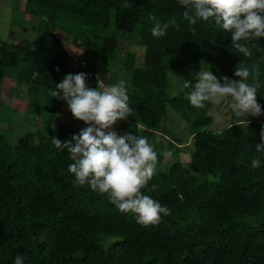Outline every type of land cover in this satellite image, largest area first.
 <instances>
[{"label": "trees", "instance_id": "trees-1", "mask_svg": "<svg viewBox=\"0 0 264 264\" xmlns=\"http://www.w3.org/2000/svg\"><path fill=\"white\" fill-rule=\"evenodd\" d=\"M21 1L27 13L39 17L40 38L0 40V82L13 78L15 103L18 87L27 86L22 114L44 121L15 145L0 128V264H12L16 255L25 256V264H264V167H251L264 114L246 121L231 113V123L213 132L212 105L193 108L186 98L191 87H185L195 81L204 56L218 79L233 78L236 65L246 66L248 81H259L256 98L264 111V38L247 44L252 55L245 57L214 24L198 23L193 36L176 0ZM151 16L175 21L179 31L170 27L166 36L153 37ZM58 30L82 42L90 69L95 62L112 64L119 35L145 46L141 66L137 54L128 53L123 80L134 109L128 118L143 131L126 121L118 134L147 136L155 146L159 162L143 191L168 209L158 224L143 227L106 194L74 186L67 171L72 161L52 139L68 141L82 127L73 116L55 123L42 112L62 115L66 104L52 97L55 84L78 74L69 68V50ZM170 67L184 79L176 94L168 89ZM86 84L96 88L97 79ZM169 106L189 125L194 142L188 163L161 133Z\"/></svg>", "mask_w": 264, "mask_h": 264}, {"label": "clouds", "instance_id": "clouds-1", "mask_svg": "<svg viewBox=\"0 0 264 264\" xmlns=\"http://www.w3.org/2000/svg\"><path fill=\"white\" fill-rule=\"evenodd\" d=\"M176 3L184 9L183 20L193 36L197 34L198 23L214 24L228 34L236 53L245 57L252 55L246 45L264 38V0H176ZM150 19L151 34L157 39L166 36L170 27L179 31L175 21L162 22L155 16ZM249 76L246 66L236 65L233 78L220 79L210 69L201 68L195 81L185 84L191 87L186 98L193 108L203 109L208 104L226 106L233 116L247 121L249 116L264 114L256 98L259 81L250 83ZM86 80L87 74L81 72L67 74L55 84L52 97L66 103L73 118L86 126L70 140L52 139L53 143L60 152L66 150L72 161L67 171L73 175L74 186L87 185L100 195L106 194L115 208L121 213H132L136 223L143 227L156 225L168 209L143 191L148 189L159 162L155 146L147 136L132 132L121 135L114 130L117 121L127 119L134 111L123 81L108 85L97 77L96 88H91ZM255 154L251 167H264V130ZM156 189V185L150 188ZM25 259L16 255L12 264H25Z\"/></svg>", "mask_w": 264, "mask_h": 264}, {"label": "rangeland", "instance_id": "rangeland-1", "mask_svg": "<svg viewBox=\"0 0 264 264\" xmlns=\"http://www.w3.org/2000/svg\"><path fill=\"white\" fill-rule=\"evenodd\" d=\"M38 16L27 13L26 7L21 0H0V40L20 43L23 41H37L40 38ZM58 35L63 39L66 46H72L74 53L78 56L90 59L83 55L82 44L74 43L73 37L65 32L58 30ZM72 51V50H71ZM72 51V52H73ZM129 52L137 54V64L143 65L145 46L137 45L134 42L119 35V44L117 54L109 67H104L101 62H95L91 69L95 76L104 80L106 84L111 85L124 80L125 62ZM202 68L210 69L207 57L204 56ZM115 75V76H114ZM114 78V82L112 79ZM169 78V92L176 94L180 89L184 88V79L173 75L171 67L168 69ZM20 95L19 101L16 100V84L13 78L6 77L4 82H0V128L12 144H16L18 139L29 131H35L42 127V116H34L30 114L23 115L26 111V97L27 86L21 85L18 87ZM15 104H17L15 106ZM66 104V103H65ZM169 113L165 124L161 128V133L164 134L168 140L173 141L179 148L180 161L188 163L191 160V152L193 150V137L189 132V125L186 121L175 112L170 106ZM43 112V116L50 117L55 123L68 122L71 118V112L68 110L67 104L62 115H51ZM210 114L214 116V123L209 127L213 132H219L226 128L232 121L230 110H226V106H214ZM128 121L133 124V129L142 132L143 127L136 124L134 120L127 117L125 120L117 121L114 125V130L119 133L125 122ZM75 123L80 127H85L84 122L76 120ZM14 154V153H13ZM169 158V156H166ZM167 167L171 164L167 163Z\"/></svg>", "mask_w": 264, "mask_h": 264}, {"label": "built area", "instance_id": "built-area-1", "mask_svg": "<svg viewBox=\"0 0 264 264\" xmlns=\"http://www.w3.org/2000/svg\"><path fill=\"white\" fill-rule=\"evenodd\" d=\"M78 46H81L82 42L80 40L77 41ZM69 60L70 65L69 68L74 73H86L87 79H93L95 76L94 72L89 67V61L88 59H84L83 57L78 56L76 53L72 52L71 49H69Z\"/></svg>", "mask_w": 264, "mask_h": 264}, {"label": "crops", "instance_id": "crops-1", "mask_svg": "<svg viewBox=\"0 0 264 264\" xmlns=\"http://www.w3.org/2000/svg\"><path fill=\"white\" fill-rule=\"evenodd\" d=\"M37 21L39 22V17H38V19H37ZM58 33V32H57ZM63 40V39H62ZM64 42V41H63ZM65 43V42H64ZM66 45V44H65ZM67 47V46H66ZM67 48H69V49H71L72 51H73V49H72V46L71 45H69ZM74 52V51H73Z\"/></svg>", "mask_w": 264, "mask_h": 264}]
</instances>
